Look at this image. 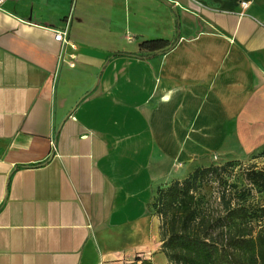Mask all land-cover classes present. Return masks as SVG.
Here are the masks:
<instances>
[{
	"label": "crops",
	"instance_id": "0c3cea01",
	"mask_svg": "<svg viewBox=\"0 0 264 264\" xmlns=\"http://www.w3.org/2000/svg\"><path fill=\"white\" fill-rule=\"evenodd\" d=\"M263 142L264 0L2 3L0 264H172L157 181Z\"/></svg>",
	"mask_w": 264,
	"mask_h": 264
},
{
	"label": "trees",
	"instance_id": "16d2710c",
	"mask_svg": "<svg viewBox=\"0 0 264 264\" xmlns=\"http://www.w3.org/2000/svg\"><path fill=\"white\" fill-rule=\"evenodd\" d=\"M166 44L163 39L145 40L140 48L159 50ZM250 175L264 191V169L252 170ZM159 192L150 207H157L162 217V249L172 264H264V225L257 229L251 225L252 216L264 220V200L257 215L243 204L228 205L214 214L199 211L187 184L175 182Z\"/></svg>",
	"mask_w": 264,
	"mask_h": 264
},
{
	"label": "rangeland",
	"instance_id": "374dc122",
	"mask_svg": "<svg viewBox=\"0 0 264 264\" xmlns=\"http://www.w3.org/2000/svg\"><path fill=\"white\" fill-rule=\"evenodd\" d=\"M207 169L206 172L201 170ZM209 169V170H208ZM264 169V142L252 151L235 153H212L202 160L190 161L189 166L177 163L172 174L157 181L156 189L151 202L156 201L175 182L187 184L195 193L197 206L200 212L214 214L223 212L228 205H245L249 212L257 215L258 209L264 200V191L250 180L253 170ZM157 207H150L161 221ZM252 216L251 225L254 228L264 225V220Z\"/></svg>",
	"mask_w": 264,
	"mask_h": 264
},
{
	"label": "built area",
	"instance_id": "2783aa9c",
	"mask_svg": "<svg viewBox=\"0 0 264 264\" xmlns=\"http://www.w3.org/2000/svg\"><path fill=\"white\" fill-rule=\"evenodd\" d=\"M4 1L5 0H0V7ZM54 39L56 41H59L63 45L64 50H67L69 48L71 51H74L76 49V45L72 43L68 38V20L65 21L64 26L62 28L54 31ZM65 55L66 54L62 53V57H64ZM66 58H67L66 63L68 65H72V60L74 59V55L72 54V52L68 53L66 55Z\"/></svg>",
	"mask_w": 264,
	"mask_h": 264
},
{
	"label": "water",
	"instance_id": "95a60500",
	"mask_svg": "<svg viewBox=\"0 0 264 264\" xmlns=\"http://www.w3.org/2000/svg\"><path fill=\"white\" fill-rule=\"evenodd\" d=\"M162 1H164L165 2V0H162ZM171 6V5H170Z\"/></svg>",
	"mask_w": 264,
	"mask_h": 264
}]
</instances>
